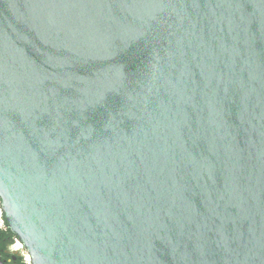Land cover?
Returning <instances> with one entry per match:
<instances>
[{"label": "water", "instance_id": "obj_1", "mask_svg": "<svg viewBox=\"0 0 264 264\" xmlns=\"http://www.w3.org/2000/svg\"><path fill=\"white\" fill-rule=\"evenodd\" d=\"M0 197L34 264H264V0H0Z\"/></svg>", "mask_w": 264, "mask_h": 264}, {"label": "flooded vegetation", "instance_id": "obj_2", "mask_svg": "<svg viewBox=\"0 0 264 264\" xmlns=\"http://www.w3.org/2000/svg\"><path fill=\"white\" fill-rule=\"evenodd\" d=\"M0 264H34L33 258L12 229L0 197Z\"/></svg>", "mask_w": 264, "mask_h": 264}]
</instances>
